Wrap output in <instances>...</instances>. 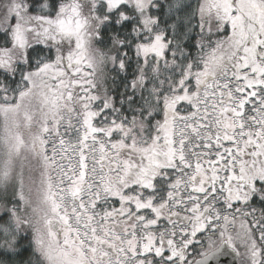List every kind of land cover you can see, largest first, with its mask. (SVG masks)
Returning <instances> with one entry per match:
<instances>
[{
  "label": "snow or ice",
  "instance_id": "1",
  "mask_svg": "<svg viewBox=\"0 0 264 264\" xmlns=\"http://www.w3.org/2000/svg\"><path fill=\"white\" fill-rule=\"evenodd\" d=\"M0 264H264V0H0Z\"/></svg>",
  "mask_w": 264,
  "mask_h": 264
}]
</instances>
